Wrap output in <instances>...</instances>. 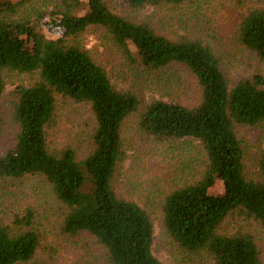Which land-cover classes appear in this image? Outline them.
Masks as SVG:
<instances>
[{"label":"trees","instance_id":"1","mask_svg":"<svg viewBox=\"0 0 264 264\" xmlns=\"http://www.w3.org/2000/svg\"><path fill=\"white\" fill-rule=\"evenodd\" d=\"M30 1L0 0V126L3 73L35 75L28 85L12 90L18 130L12 145L0 153V177L43 179L63 206L61 231L92 238L103 263L161 264L152 252L148 213L113 185L117 165L126 156L122 124L136 112L146 135L159 142L195 140L203 154L200 175L165 194L160 204L161 225L176 247L205 253L209 264H264L248 231L222 232L223 221L232 215L264 227V148L249 170L239 135L242 127L264 125V77L253 73L232 80L208 41L169 38L145 19L118 14L104 0H59L55 9L38 10L33 19L21 11ZM184 1L120 3L137 11ZM241 9L233 43L264 62V5ZM88 27L105 29L127 58L148 71L182 66L195 82L197 99L142 103L134 92L116 89L78 41ZM58 96L89 106L94 126L83 155L48 140ZM216 181L221 193H209ZM25 214L0 221V264L34 261L39 238L31 211Z\"/></svg>","mask_w":264,"mask_h":264},{"label":"rangeland","instance_id":"2","mask_svg":"<svg viewBox=\"0 0 264 264\" xmlns=\"http://www.w3.org/2000/svg\"><path fill=\"white\" fill-rule=\"evenodd\" d=\"M85 3V0H81ZM121 15L147 20L169 38L199 36L208 41L221 56L230 79L257 73L264 77V62L233 43L232 33L241 8L264 5V0H187L181 4H165L137 11L121 6L120 0H104ZM59 0H32L21 9L31 19L38 10H53ZM242 10V9H241ZM78 41L106 71L111 84L118 90L137 94L142 103L153 99L193 103L197 87L189 72L179 65L159 71H148L132 62L115 45L102 27H88ZM1 98L0 153L9 148L18 130L12 117L17 85H28L35 75L5 71ZM137 113L122 124L125 158L117 165L113 183L119 195L136 202L148 213L153 225L152 252L161 264H209L204 253L181 251L167 236L161 225L160 204L172 189L198 177L203 168V154L195 140L159 142L142 132ZM94 126L89 106L58 96L48 140L54 146H71L83 155L89 149V136ZM245 147L246 166L255 165V156L264 148V125L239 129ZM209 193H221L216 181ZM31 211V226L39 243L34 261L43 264H105L102 250L92 238L69 235L60 229L63 206L54 197L49 185L38 176L0 177V221L9 223L15 216ZM223 233L237 229L248 231L257 241L264 260V227L236 215L227 217ZM34 261H32L34 263ZM32 262L24 264H33ZM23 264V263H20Z\"/></svg>","mask_w":264,"mask_h":264}]
</instances>
